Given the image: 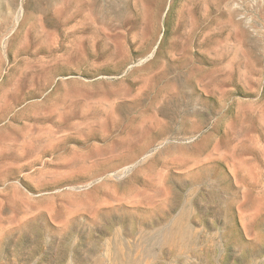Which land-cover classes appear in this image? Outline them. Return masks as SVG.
<instances>
[{"label":"rangeland","instance_id":"1","mask_svg":"<svg viewBox=\"0 0 264 264\" xmlns=\"http://www.w3.org/2000/svg\"><path fill=\"white\" fill-rule=\"evenodd\" d=\"M0 264H264V0H0Z\"/></svg>","mask_w":264,"mask_h":264}]
</instances>
